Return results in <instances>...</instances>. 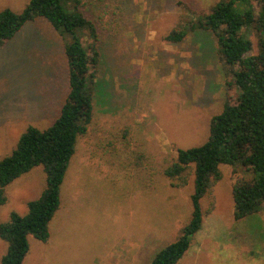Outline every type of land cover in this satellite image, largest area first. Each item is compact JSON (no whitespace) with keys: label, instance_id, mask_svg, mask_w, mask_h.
<instances>
[{"label":"rangeland","instance_id":"1","mask_svg":"<svg viewBox=\"0 0 264 264\" xmlns=\"http://www.w3.org/2000/svg\"><path fill=\"white\" fill-rule=\"evenodd\" d=\"M29 0H0L21 11ZM98 30L99 66L92 119L76 143L60 187V207L42 242L28 236L22 264H148L189 221L193 169L186 184L164 174L178 149L203 144L211 118L236 91L210 31L181 41L165 36L220 0H81ZM258 51L253 26L243 29ZM43 17L27 21L0 46V159L29 125L50 126L68 92L64 45ZM84 44L89 42L87 34ZM200 199L202 223L176 264H264V203L236 220L231 189L252 171L240 161ZM36 166L4 190L0 222L45 187ZM6 243L0 239V259Z\"/></svg>","mask_w":264,"mask_h":264},{"label":"trees","instance_id":"2","mask_svg":"<svg viewBox=\"0 0 264 264\" xmlns=\"http://www.w3.org/2000/svg\"><path fill=\"white\" fill-rule=\"evenodd\" d=\"M81 7V0H29L21 11L0 10V46L24 23L38 17L70 37L64 45L68 92L59 116L45 129L29 125L11 152L0 159V204L5 202V188L32 168L42 166L46 176L45 187L26 203V212L11 211L9 218L0 222V239L6 243L0 264H22L30 235L47 241L77 140L92 119L100 50L95 22ZM251 26L257 32L256 53L243 32ZM198 29L215 36L219 56L231 72L227 85L235 89L236 96L233 101L226 99L222 110L211 118L207 140L178 149L175 160L164 169L165 176L178 180V185L186 184L188 170L193 169L192 212L179 237L161 248L148 264H176L186 252L201 227L200 199L220 178L221 164L240 161L253 174L250 180L237 179L232 186L236 220L258 212L264 203V0H220L208 13L190 19L187 26L171 30L165 39L178 42ZM85 34L90 40L86 44Z\"/></svg>","mask_w":264,"mask_h":264}]
</instances>
